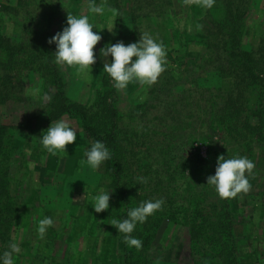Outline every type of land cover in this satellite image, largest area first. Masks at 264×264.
<instances>
[{"label":"rangeland","instance_id":"obj_1","mask_svg":"<svg viewBox=\"0 0 264 264\" xmlns=\"http://www.w3.org/2000/svg\"><path fill=\"white\" fill-rule=\"evenodd\" d=\"M90 2L0 0V38L4 37L15 60L12 70L0 73V125H8L11 145L14 146L9 151L8 178L17 211L12 218L14 210L5 209L7 214L10 213L12 223L9 230H3L4 237L0 236V264H3V253L10 251L12 243L20 249L12 254L13 264H128L126 257L133 264H199L202 256L196 253L192 241L201 237V228L196 229L197 232L190 231L188 226L167 219L149 242L141 234L144 232L146 235V226L141 228V223H138L132 236L142 241L141 250L137 251L134 246L126 247L124 234L110 224L113 220L112 193L107 187L106 163L102 162L95 170L87 163L81 167L80 162L86 161L85 152L94 140L82 129L78 119L60 112L62 105H55L60 97L51 92L60 89L70 99L90 105L107 78L114 85L110 76L103 72L105 58L101 56L100 49L118 41L125 45L138 42L141 33L147 32L157 43L163 44L166 70L152 86H142L137 81L130 82L124 90L117 91L114 86L112 90L123 112L119 120L129 125L132 140L135 136L139 142L149 139L147 131L153 128L168 133V139L162 140L160 145L171 143L181 149L176 153L178 167L171 163V171L179 177L180 186L184 185L181 175L189 171L184 168L182 155L191 156L198 150L207 156L211 150L228 159L242 157L238 153L244 151L238 146L241 144H226V138H222L220 133H215L209 141L200 137L202 125L197 118L203 109H193L194 112L192 107H186L180 112L181 119L177 120L180 114L173 108L182 103H178L179 98L194 102L202 100L204 104L218 92L220 82L215 71L218 63L202 64L206 47V30L203 29L210 26L209 9L185 5L183 0H94L97 6H104L103 14H95L89 11ZM244 3L246 9L240 27L241 37L245 46L256 45L264 36V0H244ZM109 8L116 9L119 15H113ZM68 12L78 18L87 15L94 25L93 31L102 37L94 48L96 63L91 72L78 74L76 68L55 62L56 44H49L48 40L67 27ZM198 24L203 26L202 29L197 30ZM107 28L113 30L110 32ZM43 54L47 59L49 54L53 56L49 63L58 72L54 79L28 68L32 67V58ZM111 60L109 55L107 61ZM167 72L172 74L167 75ZM167 78L177 83L166 91L168 95L171 92L169 100L172 105L170 102L163 104L160 100L165 95L158 82L164 83ZM156 94L158 96L153 98ZM176 94L178 96L173 97ZM133 117L138 119L137 135L130 126ZM256 118L252 116V120ZM61 119L77 129L76 141L66 146L65 153L53 155L43 148L41 139L51 123ZM174 123H178L177 129ZM142 134L144 136L140 138ZM245 157L255 164L251 174L245 173L251 189L247 194L240 193L229 200L232 215L222 220V224L228 223L239 239L235 251L238 264H264V143L249 146ZM193 165L191 175H196L200 189L205 183V170L200 168L199 161ZM163 178L158 177L157 180ZM169 181L175 182L170 178ZM145 186L146 183L139 185L140 188ZM101 192L109 193V208L97 213L92 206V197ZM213 193L209 200L216 203L220 197L215 188ZM215 210L212 208L208 215L217 219L218 216L212 215ZM45 217H51L54 226L49 227L41 239L37 231L38 222ZM217 225L204 228L208 235L216 234V239L223 237V231L217 230L220 227Z\"/></svg>","mask_w":264,"mask_h":264},{"label":"trees","instance_id":"obj_2","mask_svg":"<svg viewBox=\"0 0 264 264\" xmlns=\"http://www.w3.org/2000/svg\"><path fill=\"white\" fill-rule=\"evenodd\" d=\"M245 9L244 0H215L213 7L209 9L210 26L207 25L203 29L206 30L204 32L206 47L202 56V64L218 63L217 70H215L220 82L218 92L215 93L213 99H208V102L204 104L202 100L194 102L182 97L178 100V103L181 101L182 103L173 107L176 113L180 114L177 120L181 119L180 112L186 110V107H192V110L203 109L202 112H198L197 118L202 125L200 137L209 141L215 133H220L222 138H226V141L224 140L226 144L231 142L241 144L238 146L244 151L238 153L242 154V157H245V150L249 146L259 142L264 143V36L256 45L245 46L243 44L240 27ZM39 52L44 53L42 49H39ZM13 57L14 53L8 49L4 37H1V74L6 69L14 68ZM52 57L51 54L48 59L47 55L46 57L44 54L36 55L31 59L32 67L28 68L41 72L44 77L54 79L58 72L55 66L49 63ZM168 74L172 73L167 72ZM172 85H177L176 81H168V78L164 83L158 82L159 89L165 95V98H160L163 104L170 102L172 105L169 100L171 92L169 95L166 94ZM56 90L51 93L55 97H60L55 104L56 106L62 105L60 112L78 119L82 129L93 138V143L102 141L111 153V159L104 161L106 163L104 170L105 174H108L107 187L112 193L113 219L121 221L126 219L128 211L138 207L141 202L163 199L162 210L150 215L146 220L148 224H140L141 228L146 226V235L143 231L141 234L147 242L153 239L158 227L167 219L169 222L188 226L190 231L201 228L199 231L201 237L198 235L197 242L192 241L196 253L202 256L199 264H238V255L235 251L238 248L239 239L234 236L228 223H224V226L222 224V220L232 215L230 199L227 201L220 198L216 203L209 200L210 195L214 194V188L207 184V177L215 174L219 157L216 152L210 150L207 156H203L197 150L191 156L182 155L184 168L189 171L181 175L184 177V185L180 186L179 177L171 171L172 164L178 167L179 159L176 153L181 151L179 145H171V143L167 146L160 145L162 140L168 139V133L157 128H153L150 132L148 129L149 139L146 138L139 142L136 141L139 138L135 136L132 140V131L130 133L128 130L129 125L119 120L123 112L117 105L118 101L108 78L102 83L94 101L88 106L78 100L70 99L64 91ZM157 96L158 94L153 98ZM177 96L176 94L173 97ZM135 114L134 111L133 115ZM252 116L257 118L252 120ZM137 123L138 119L133 117L130 126L133 127L135 135L139 129ZM174 124L177 129L178 123ZM8 129L6 124L0 125V236L3 237V230H9L12 223L10 213L7 214L5 209L14 210L12 218L17 213L14 209L15 197L10 194L9 190V151L14 146L11 145L12 137ZM139 136L141 138L144 134ZM247 143L249 145H246ZM195 161H199L202 165L200 168L205 170L206 175L203 181L205 183L200 189H198L199 180L196 175L195 177L191 175ZM138 177L147 179L145 187H139L142 183L138 181ZM158 177L164 178L157 180ZM169 178L175 182L169 181ZM202 201L206 203L203 205ZM210 204L212 206L209 208ZM212 208L216 209L212 215L218 216V220L208 215ZM215 223H218L217 226L220 225L216 229L223 231V237L218 236V239H216V234L208 235L204 230L208 225ZM136 228H138L137 225ZM126 247H128L127 244ZM126 260L128 264H133L128 257Z\"/></svg>","mask_w":264,"mask_h":264},{"label":"clouds","instance_id":"obj_3","mask_svg":"<svg viewBox=\"0 0 264 264\" xmlns=\"http://www.w3.org/2000/svg\"><path fill=\"white\" fill-rule=\"evenodd\" d=\"M185 5H198L205 9L213 7L215 0H183ZM89 11L95 14H103L104 6H97L94 0L89 3ZM113 15H119L114 8H109ZM94 25L89 22L87 15L79 18L68 12L67 27L52 36L48 43L56 44L55 62L60 66L76 68L77 73L91 72L96 63L95 46L102 39L101 35L93 31ZM197 30L202 25H197ZM114 28V27H113ZM113 28H107L110 32ZM103 29V28H100ZM101 56L105 58L103 72H106L114 81L117 91L124 90L130 82H139L140 85L152 86L158 81L159 76L166 70V50L162 43H157L152 36L141 33L138 42L125 45L122 41L109 44L100 49ZM111 55V62L107 57ZM133 57L136 59L133 60ZM77 129L66 120L52 122L42 135L41 144L49 153H65L66 146L76 141ZM86 161L81 160V167L87 163L92 169H98L102 162L111 159V153L102 141L92 143L90 149L85 152ZM255 164L247 157H235L226 159L223 155L217 159L215 174L207 177V184L213 186L221 199L235 198L238 194H247L251 184L245 173L251 174ZM140 183H147L144 177L137 178ZM93 207L97 213L109 208V193L101 192L92 197ZM163 199L141 202L138 207L132 208L127 213V218L113 219L111 225L115 226L119 233L124 234V241L129 247H135L137 251L142 248V241L134 238L131 233L137 223L146 222L150 215L162 210ZM54 226L51 217H45L38 222V235L44 238L49 227ZM10 251L3 253V264H13L12 254L20 251L16 243L9 245Z\"/></svg>","mask_w":264,"mask_h":264}]
</instances>
